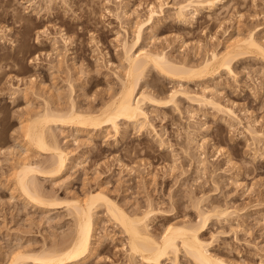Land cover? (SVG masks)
Here are the masks:
<instances>
[{
	"label": "rangeland",
	"instance_id": "1",
	"mask_svg": "<svg viewBox=\"0 0 264 264\" xmlns=\"http://www.w3.org/2000/svg\"><path fill=\"white\" fill-rule=\"evenodd\" d=\"M66 1L71 10L52 19L48 15L53 10L47 12L45 0H0V264H9L18 251L58 247L74 228L69 208L60 202L76 197L85 201L99 187L129 214L151 204L156 213L150 218L149 232L157 238L169 224L196 222L197 203L202 210L228 208L229 216H212L203 232L204 239H213L210 252L234 264H264V142L253 143L245 133L253 121L264 132V60L254 53L233 61L234 77L222 71L206 81L178 84L150 69L142 85L153 96H165L181 84L196 94L205 88L206 95L235 112L240 125L178 97V110L145 108L163 146L154 132H138L122 124L116 138L109 128L80 133L72 127L56 128L58 145L73 153L69 165L59 176L37 177L35 182L60 206L35 207L20 197L13 178L17 157L26 148L31 161L48 162L47 154L23 141L22 128L29 117L42 111L45 100L61 111L72 101L79 111L102 107L119 88L116 76L123 72L118 40L124 36L131 43L135 24L145 19L147 6L158 3ZM164 13L165 18L144 30L141 47L163 51L179 63L198 64L250 32L264 43V0H223L214 11H202L185 22L177 21L171 8ZM46 26L51 37H57L59 29L66 30L65 49L60 44L56 52L34 43L38 30ZM203 155L206 171L197 169ZM95 212L93 251L80 264H142L128 256L126 238L105 208L99 205ZM178 262L193 264L182 253Z\"/></svg>",
	"mask_w": 264,
	"mask_h": 264
},
{
	"label": "bare ground",
	"instance_id": "2",
	"mask_svg": "<svg viewBox=\"0 0 264 264\" xmlns=\"http://www.w3.org/2000/svg\"><path fill=\"white\" fill-rule=\"evenodd\" d=\"M174 1L172 5L168 4L165 0H158L156 5L152 3L149 4L146 9L145 19L137 22L135 28L133 27L135 29L133 41L128 43L124 36L122 39L118 40L121 48V66L123 67L122 76L115 75L119 88L113 92L114 94L111 93L109 95L111 97L108 98V100L106 99L107 101L105 103H102L103 105L98 108L99 110L97 109L94 111L91 109L92 111H79V108L76 109L75 107L76 104L74 105V103H72L73 101L71 102L73 99L70 98L69 103H71L67 106L68 109H66V111H61L59 109L55 110L52 109L45 100L42 111L34 113L32 116L30 115L31 117H29L27 125L25 124L24 126V124H22L24 126L22 128V130L24 129L23 141L25 140L26 145L30 149L41 154H47L48 162H46L47 164L43 163L44 166L46 165L44 167L43 164L41 165V163H37V161H31L27 156L29 149L25 148V151L17 157L16 167L14 168V189L19 191L20 197H22L23 200L35 207L44 206V208L49 207L50 209H55L60 206V203L65 204V206L69 208V212H71V214H69L73 217L74 228L72 234L58 245V247L43 248L39 251H18L13 253L9 264H27L28 262L32 264L83 263L93 251L92 244L96 229L95 210L99 205L105 208L115 225L119 226L121 233L124 234L126 238L124 246H126L128 256L130 258H138L142 264H162L164 260H168L170 264H179L178 258L180 253L184 254L186 258L188 257L189 261L193 264H234L231 261H227L212 254L210 249L213 239L210 241L203 237V232L206 231L210 224L209 221H211L210 219H212V216L216 218L219 216L221 218L227 215L229 216L231 213L227 210L228 208L224 209L219 206L222 208L220 209L213 205L214 207L211 206L209 210L208 208L202 210L203 208L201 209L197 203L196 222L183 221V223L181 222L178 225L169 224L165 227L164 232L160 234L159 238H157L149 232L150 218L156 213H154L151 204H149V206L147 205L148 207L143 211H136L137 213L134 212L129 214L109 198L108 195L105 194V190L102 188L100 189V187L93 193L90 192L87 197H85V201H81V199L77 200L76 197L74 200H69L70 202L65 200L66 202L62 203L64 201L62 200L58 203L55 201L57 198H55L54 195V197H52L51 195L40 192L41 190H39L35 182L37 181V177H57L66 170L69 165L70 153H73L72 151L69 152L67 148H61L58 145L55 140V135L53 134V130L56 128L60 130L65 127H72L77 129V131H83L84 129L100 131L103 130V128H109L113 133V137L116 138L120 135V125L122 124V126L125 125L124 127L132 126L138 132H154L163 146L165 142L161 140V135L153 130L154 127H152V123H150L149 113L146 107L151 106L159 109L176 107L175 109L178 110V106L176 105L178 97H182L187 100V102L199 108H211L218 113L224 114L231 121H235L240 125L241 122L235 112L231 108L218 103L213 97L206 95L205 93L209 90L205 88H203V90L201 89V94H196L192 90H187L185 87L184 89L183 84H181L179 89H172L165 96H153L142 89V85L145 82L144 78L150 69L154 72L156 71V75L164 76L165 79L174 80L177 81V83L186 82V84H193L192 82L195 81L194 79L206 81L208 78L211 77L210 79H212L214 75H218L219 72L221 74L222 71L234 77L232 69L233 61L237 58L240 59V57L246 56L247 53H254L264 60V43L257 40L252 32L248 33V35L246 34L243 38L236 41L234 40V42L232 40L233 43H231L230 46L228 45L227 48L225 46L226 49L224 52L221 51L222 53L220 54L219 52H212L210 53V57L208 56L194 65L189 63V65H187V63L184 62L179 63L176 60L175 62L172 58L169 59V56L163 51L151 52V50L148 51L149 49L146 50V48H142L141 40L144 30L154 26L156 20L159 21L165 18L164 11L167 8L173 10V16L177 21L185 22L187 17L193 19L202 11H214V8L222 4L223 0ZM45 2L49 5L47 6V12L49 13L50 9L53 10V12L50 11L51 14L48 15V18H59L62 12L66 14V11L71 10V6L66 0H45ZM116 2L120 5L121 0H116ZM36 14L38 15L37 12ZM39 16L40 15H38V17ZM116 16L120 18L119 15L116 14ZM47 27L48 26L43 30H38L34 43L37 46L47 47L50 48L51 51L56 52H58L60 44V47L65 49L69 44V40L66 37V30L59 29L56 34L57 37H51V35L48 34ZM55 28L57 29V27ZM124 33L126 36V31ZM0 34H2L1 31ZM42 36L45 37V41H42ZM2 38L0 35V42H2ZM52 54L53 53H51V55ZM47 55L49 56V53ZM58 56H60V54H58ZM35 59H40L39 55L35 56ZM30 62L33 63V61ZM234 62L236 63V61ZM117 73L119 72L117 71ZM153 85H155L153 86L154 88L158 89L156 83ZM145 108L147 110H145ZM254 124H256V121L247 124L245 133L250 136V139L254 141L253 143H262L264 142V132L256 129ZM201 146H203V144L198 147L200 148ZM206 163L207 161L203 155V158L197 161V169L206 171ZM211 237L213 238V236Z\"/></svg>",
	"mask_w": 264,
	"mask_h": 264
}]
</instances>
